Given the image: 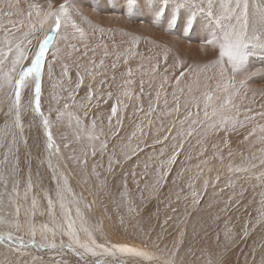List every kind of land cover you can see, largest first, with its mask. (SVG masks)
Segmentation results:
<instances>
[{
  "label": "snow or ice",
  "instance_id": "1",
  "mask_svg": "<svg viewBox=\"0 0 264 264\" xmlns=\"http://www.w3.org/2000/svg\"><path fill=\"white\" fill-rule=\"evenodd\" d=\"M140 6L141 0H125L130 18ZM146 8L153 22L166 17L169 31L181 22L185 30L194 29L203 17L201 27L207 22L205 31H217L203 44L217 48L218 56L206 63H189L179 57L169 63L166 45L153 42L156 51L146 56L137 50L140 36L131 32L122 31L117 41L115 30L90 26L89 35L78 22L85 12L77 0L58 4L55 0H0V206L10 211L15 205L16 211L15 217L6 214L0 221L9 226L6 234H0V243H6L8 254L14 257H6L5 264H29L25 254L31 248L71 252L80 260L91 257L85 264H122L117 254L142 258L149 264H186L182 251L187 246L193 252V243L200 238L197 225H192L190 237L189 209L195 206L199 210L205 201L209 211L208 220L200 225L203 237L206 239L212 225H218L222 218L231 223V215L243 208L234 228L229 229L226 223L223 239L217 227L216 248L231 251L259 231V245L253 244L240 256L242 264H264V97L255 116L249 115L251 107L241 103L247 99L242 90L249 79L245 75L248 58L253 48L264 50V0H200L199 4L193 0H147ZM97 32L100 39H96ZM107 32L113 33L111 43L104 40ZM146 77L150 89L147 109L143 106ZM45 83L50 85L47 112L42 106ZM242 110L251 125L240 142L248 153L237 149L240 163L230 160L225 165L221 145L211 143V154L206 145L211 133L221 125L226 131L227 124ZM141 115L143 119H139ZM129 119L132 123L126 126ZM53 128L59 133V143ZM41 129L56 195L75 205L82 227H75L74 219L51 228L42 225L44 242L37 244L35 225L21 222L20 211L24 207L26 216L29 212L34 216L37 207L35 196L31 208L25 207L36 187L31 172L33 145L26 132L35 131V146L39 148ZM222 144L229 149L228 156L235 157L227 138ZM41 156L38 150L36 157L42 166ZM133 158L137 163H132ZM72 176L83 181L92 200L83 194L77 199L74 192L68 199ZM234 178L237 183H233ZM248 185L260 197L255 215L249 209L257 201L253 197L248 202ZM226 192V198H218ZM50 193L51 187L49 208L54 203ZM106 199L115 204L122 227L127 225L147 237L143 247L98 239L96 233L102 230L88 226L84 216H94L96 206L108 212ZM153 200L155 212L149 210ZM66 215L72 217L71 208ZM25 229L31 235L29 240L22 235ZM49 231L53 236L50 243L46 242ZM81 232L86 234L84 241ZM57 234L61 236L58 245ZM209 255L214 259L208 264H232L219 251H209ZM31 261L38 264L35 256Z\"/></svg>",
  "mask_w": 264,
  "mask_h": 264
},
{
  "label": "rangeland",
  "instance_id": "2",
  "mask_svg": "<svg viewBox=\"0 0 264 264\" xmlns=\"http://www.w3.org/2000/svg\"><path fill=\"white\" fill-rule=\"evenodd\" d=\"M91 0H77V3L82 7V9L85 12V17L90 18L88 19L90 24L92 26L95 25L96 22L104 23L106 28H114L115 26H119L123 29L126 30H134L140 34V41L139 44L142 46V41L146 38H160V39H165L162 43L158 41V44H164L170 49V54H169V63H172L174 58H172L170 55L173 54H182L183 58H181L182 61H187L189 63H193L191 60V57L188 53V49L195 51L194 53H198V51L195 48H200L201 50L204 48L202 46H209L203 44V41L206 38H211L213 36L217 35V31L212 28L209 29V31H205L206 28H209V25L207 22H204V27H201V22L204 21L203 17H199V21L194 29L191 30H185L183 27V23L181 22L180 26L174 27L171 31L168 30V21L167 18H163L158 22H153L152 15L147 11L146 5H147V0H141V6L134 10V12L131 15V18L129 14L126 11L125 7V0H95L94 3H89ZM124 1V2H123ZM144 1V2H143ZM55 2L61 3L63 0H55ZM194 3L199 4L200 0H193ZM71 3V0H70ZM92 10V11H90ZM86 30H89L90 27L84 26ZM91 34L89 30V35ZM109 36V35H106ZM120 39V37H119ZM212 49H217L212 46H209ZM207 50H210V48H204ZM253 48L252 50H254ZM255 52H252L254 54H251L248 58L247 63H249V68L247 70L253 71L252 67L253 65H258L259 64V57L260 55L264 57V50H261L260 48H256ZM155 48H152L151 51H155ZM215 54L218 55L217 52H214ZM208 54V53H207ZM257 57H256V56ZM263 66V65H262ZM264 68V66H263ZM246 73V72H245ZM253 72L246 73L248 76L251 75ZM178 74V72H177ZM245 74V75H246ZM146 80V78H145ZM250 81V79H248ZM256 82H260V78L256 79ZM263 85V84H259ZM139 86V81L137 78V83L135 85V88ZM254 89V88H253ZM252 89V90H253ZM169 90H171L169 88ZM260 93L261 91H257ZM163 95V94H162ZM261 94H249L247 96V99L249 100L250 103L246 102V107H251L253 109L252 113H250V116H255L256 113L259 112V110L256 109V103L259 101H262V96ZM155 96V93L153 97ZM170 96V94H169ZM155 100V98H154ZM169 100H171V97H169ZM163 101L161 102V104ZM147 109V107H146ZM195 111V109H193ZM132 109L131 107L128 109L129 115L132 116ZM130 116V117H131ZM237 119H245V115L243 110L241 111V114L236 117ZM257 118V117H256ZM133 119H136V117H133ZM139 119H143V116H140ZM129 121V123H128ZM132 123V120L129 119L125 123L126 126L130 125ZM232 123L229 122L226 126V131H225V125H221V128L217 130L214 133H211L209 137V143L206 145L208 148L209 153L211 154L212 148H211V143H217L221 145V150L223 153L226 152L227 158H224V163L225 165L231 160L234 164H239L240 163V153L239 151H236L237 149H242L245 154L248 153V149L243 148L241 145V141L243 139V136L246 135V131H241V129L237 128L236 124L233 123V125H230ZM235 129V130H233ZM128 131H131V128L128 129ZM30 135L29 139V144L33 145L32 147V166H31V172H32V178H33V183L36 186L34 191L29 194V199L28 203L25 207L31 208V200L35 196L37 199V207L35 209V214L34 216L31 214V212L28 213V215H25V208L22 207L20 211V219L21 222L27 221L29 224H34L37 230L36 234V242L37 244L44 242L43 240V235H41V231L39 232L38 229H41L42 225L48 224V227L51 228L53 224L59 226L61 222H64L67 224L68 222H71V219L75 220V227L80 228L82 227L81 225V220L76 217V208L75 205H69L67 202H62L59 197L56 195V183L52 179V174L51 170L47 167V153L44 151V144L43 143V137H42V129H41V140L39 142V148H37L36 145V133L33 130L32 133L28 134ZM54 138L56 139L57 143H59V134L54 128ZM227 138L229 141V147L233 150L236 151V154L238 156L230 158L228 156V148H224L222 141ZM40 151L42 156L41 158L44 160V164L41 166V159H38L36 157L37 151ZM135 160V158H133ZM106 162V160H105ZM194 163L197 161L194 159ZM55 163V161H53ZM135 163V162H134ZM217 167H219L220 162L217 160L215 161ZM35 168V169H33ZM225 174L226 173V168H225ZM215 175V173H213ZM27 177V167L25 168V178ZM109 181H111V178H109ZM233 183H237L235 178L233 179ZM255 183V181H253ZM42 185V187H41ZM221 187H224V184L220 185ZM239 187V185L237 184ZM51 187V198L53 199V205L51 208H49L48 205V189ZM91 187V185H89ZM249 187V193L247 194L250 195L251 192V185H248ZM111 191L115 194V189H111ZM23 192H24V187L23 185L21 186L20 189V194L21 197H23ZM75 193L76 198L78 199L81 194L84 196H87L88 200H92V196H89L87 191H85V185L82 180H80L76 176H72L69 178V193H68V199H72V193ZM37 193L39 195H37ZM209 193H211V188H209ZM227 192L225 193L224 196L218 197L220 199L226 198ZM116 198L119 199V196L116 195ZM21 204L24 203L23 199H21ZM64 203V207H61V204ZM105 203L107 204L109 211L104 212L103 207L96 206L94 207L93 211L95 213L94 216H91L89 214H86L84 216V219L87 220L88 226L90 227H96L98 229H101L102 231H97L96 235L100 241L107 240L109 243H119V244H127L128 246L134 247L135 245L143 247L142 242L147 241V237L141 234L138 230H133V228L128 227L127 225L121 226L120 225V218L119 215L116 212V206L111 202V199H106ZM250 203V202H249ZM156 201L153 200L150 203L149 210L152 212H155L156 206ZM206 201L205 203L200 205V211L196 209L194 206L193 209H190V212L192 213L191 222L192 225H197V232L202 233L200 225L204 221V217L207 218L208 216H203L202 213H207L208 215V209L206 208ZM247 207V205H245ZM259 207V204L253 206L251 209H249L253 215H255L256 208ZM69 208H71V213L72 217L69 218L66 213L68 212ZM183 209V205H181V210ZM161 211L163 212V206H161ZM202 212V213H201ZM244 212V209L241 208L240 213H235L234 215H231V223H227L226 219L222 218L224 224L226 225L229 229L234 228L238 223V217ZM10 215L11 217H15L16 211H15V205L11 208L9 211L6 207L0 206V221L3 220L5 215ZM195 215V216H194ZM116 216V217H115ZM185 219H188L187 216L184 217ZM112 219L114 221H112ZM195 219V221H194ZM247 219V217H245ZM116 220V221H115ZM206 220V219H205ZM112 221V222H111ZM118 221V222H117ZM115 222V223H114ZM190 222V223H191ZM108 224V226L106 225ZM110 224V225H109ZM113 224V225H112ZM190 226V225H189ZM219 226L220 230V235L221 239H223V231L225 228H223L221 225L213 224L212 225V231H216L217 227ZM120 227V228H119ZM192 228V227H191ZM9 231V226L6 223L0 222V234H6ZM189 232L192 235L191 229L189 228ZM40 233V234H38ZM24 236L25 240L31 239L30 233L25 229V231L22 233ZM215 237L217 235V231L213 234ZM211 235V236H213ZM47 237L48 240L46 242L50 243L53 241V236L52 232L49 231L47 232ZM191 237V236H190ZM80 238L82 241L86 239V234L81 232L80 233ZM202 239H197L193 243V252L187 251V246L185 249L182 251V255L185 257L186 264H208V261L210 258L209 255V250L210 251H219V249L216 248V245L214 246V249H211L204 240V237H201ZM146 239V240H145ZM153 239L154 236H153ZM61 236L59 234L56 235L55 237V242L57 245L60 243ZM63 240L65 243H68V237L64 236ZM131 240V241H130ZM142 240V241H141ZM216 241V239H214ZM200 243V247L197 248V243ZM261 242V236L260 232L257 231L255 236H253L252 239H249L243 243H240L239 247H234L233 250L226 251L224 254L225 256L227 255V260H230L232 264H235L237 259H240L241 261L243 260V257L240 256V252L244 251L247 253V249L250 250L251 246L253 244H256L257 246ZM134 243V244H133ZM204 244V245H203ZM206 244V245H205ZM135 246V247H136ZM138 246L136 248H138ZM163 246V245H161ZM139 247V248H140ZM204 249L203 252H201V249ZM201 248V249H199ZM222 249V248H221ZM225 251L224 249H222ZM185 251V252H184ZM187 251V252H186ZM229 252V254H228ZM190 253V254H189ZM220 254H223L220 252ZM35 256L37 257L38 264H56V261H61L63 262L65 259H68L71 261V264H85V260H90L92 259L91 257H85V260H80L78 257H76L73 253L71 252H66V253H60L57 254L54 251L50 250H37L35 248L28 249L26 254H25V259L28 260L29 264H32L31 257ZM73 256V257H72ZM224 256V255H222ZM8 260H13L14 257L12 255L8 254V248L6 246V243H0V264H5V259ZM233 257L235 261L232 260ZM117 258L122 261V264H136V261H139V264H149L148 261L143 260L142 258H138L129 254H117ZM201 259V260H200ZM257 259H259V253L257 254ZM198 260V262H197Z\"/></svg>",
  "mask_w": 264,
  "mask_h": 264
},
{
  "label": "bare ground",
  "instance_id": "3",
  "mask_svg": "<svg viewBox=\"0 0 264 264\" xmlns=\"http://www.w3.org/2000/svg\"><path fill=\"white\" fill-rule=\"evenodd\" d=\"M94 1L95 0H91V1H89V3H94ZM124 2V1H123ZM144 2V1H143ZM90 11H92V10H90ZM88 19H90V18H87V17H84V19L83 20H81V21H78L79 23H81V25L84 27V26H86V27H90V26H92L91 24H90V22H89V20ZM95 27H97V28H104L105 30H108V29H113V30H115V36H116V39H117V41H119V37H120V33L122 32V31H125V32H131V33H133L134 35H138V36H140V34L138 33V32H136V31H134V30H126V29H123V28H121V27H119V26H115L114 28H106L105 27V24L104 23H100V22H96L95 23V25H94ZM90 30V29H89ZM91 35V34H90ZM106 35H109V36H105V38H104V40H105V42H108V43H111V36L113 35V33L112 32H107L106 33ZM96 39H100V34L97 32V34H96ZM165 39L163 38V39H160V38H146V39H144L143 41H142V46H140V45H138L137 46V50L140 52V53H142V54H144V55H151L152 53H154L155 51H149L150 49H152V48H154V46H153V42L155 43V44H158V41H160L161 43L164 41ZM202 47H204V48H210V50H207L206 51V49H200V48H195V49H197V50H200V51H198V53H200V54H196V53H194L195 51H192V50H189L188 49V53H189V55H190V57H191V60H192V62L193 63H196V62H200V63H206L209 59H212V58H216L218 55L217 54H215L214 52H217L218 53V49H212L211 47H209V46H202ZM255 50H257L256 48L254 49V50H252V52H255ZM208 53V54H207ZM252 54H254V53H252ZM172 58H176V57H179L180 59L181 58H183V55L182 54H178V55H176V54H171L170 55ZM256 56V55H255ZM258 56V55H257ZM256 56V57H257ZM259 64L258 65H253V67H252V69H253V71H250V70H247L248 68H249V63H247L246 64V73H250V72H253L251 75H249V79H250V81L249 80H247V82H246V85H245V87L243 88V90H242V93H246V95L248 96L249 94H252V95H254V94H261L260 96H262V97H264V68H263V66H264V57L263 56H261L260 55V57H259ZM139 61V57L137 58V61H134L133 62V64H132V66L133 67H135L136 66V63ZM144 63L145 64H147V60H145L144 61ZM263 65V66H262ZM245 73V74H246ZM247 75V74H246ZM257 78H260V82L259 83H257L256 82V79ZM47 78L45 77V80H46ZM147 80H148V78L146 77V83H145V95H144V99H143V106L145 107V109H146V107H147V104H148V99H147V93L150 91V89L148 88V83H147ZM259 84H263V85H259ZM254 88V89H253ZM253 89V90H252ZM135 91L138 93L139 92V86L137 87V88H135ZM169 91V94H170V96L169 97H171V90H168ZM257 91H261L260 93H258ZM49 92H50V85H48L47 83H45V91H44V99H43V103H42V106H43V108H44V110H45V112H47V107H48V97H49ZM154 91L152 92V98H153V100H154V98H155V96L153 97V95H154ZM163 101V99H161V102ZM246 102H248V103H250L249 102V100L248 99H246V100H243L241 103L245 106L246 105ZM260 104H261V101H259L258 103H256L255 105H256V109L257 110H259V111H261V108H260ZM132 113V112H131ZM128 115H129V113H128ZM129 116H131V115H129ZM142 116V115H141ZM3 119V117L2 116H0V120H2ZM257 120H258V117L256 118ZM127 122V120L125 121V123ZM128 123H129V121H128ZM233 123H235L236 124V126H237V128H239V129H241V131H246V133L250 130V128H251V125L248 123V121L247 120H243L242 118L241 119H234V120H232V123L230 124V125H233ZM56 129V128H55ZM57 131V130H56ZM61 131H64L63 129L61 130ZM53 132H54V128H53ZM59 134V133H58ZM43 140V139H42ZM193 143H195V141H193ZM42 145H43V143H42ZM147 151H150V150H147ZM236 156H238V154H236L235 155V157ZM224 158H227V156H226V152L224 153ZM234 158V157H233ZM144 159V157H143V155L141 156V161ZM180 159L182 160V159H184V157L183 156H181L180 157ZM137 163V161H136V159L135 160H133L132 161V163ZM192 163L193 164H195L193 161H192ZM141 168H142V163H141ZM33 169H35V168H33ZM109 178H111V177H109ZM238 187V186H237ZM3 191V189L2 188H0V192H2ZM253 197H255V199H256V201L258 202L259 201V199H260V197H259V195L258 194H253L252 192H250V195H248L247 196V199H248V202H251L252 201V199H253ZM152 202V201H151ZM207 202V201H206ZM154 206H156L155 204H153ZM150 206V205H149ZM193 207L194 206H192L191 208L193 209ZM190 208V209H191ZM190 209H189V211H190ZM198 211H200V210H198ZM202 213V212H201ZM202 215L203 216H208L207 215V213H202ZM195 216V215H194ZM116 217V216H115ZM192 218H194V217H192ZM204 219V221L202 222V224L205 222V221H207L208 220V217L207 218H203ZM206 219V220H205ZM112 221H114L113 219H112ZM111 221V222H112ZM116 221V220H115ZM194 221H195V219H194ZM118 222V221H117ZM115 223V222H114ZM218 224L219 225H221L223 228H225V224H224V222H223V220L221 219L219 222H218ZM106 225L108 226V224L106 223ZM110 225V224H109ZM113 225V224H112ZM194 225V224H193ZM191 227H192V222L190 223V226H189V228L191 229ZM120 228V227H119ZM40 229H38V231H39ZM40 232V231H39ZM216 231H210V233H209V236L205 239L204 238V240L207 242L206 244L211 248V249H214L215 247V245H216V241H214V239H216V237L213 235L214 233H215ZM190 233V232H189ZM199 233V232H198ZM38 234H40V233H38ZM41 235H42V233H41ZM211 235H213V236H211ZM190 236H191V234H190ZM201 237H203V234L202 233H200V238H198L199 240L200 239H202ZM155 238V237H154ZM198 239H197V241H198ZM146 240V239H145ZM131 241V240H130ZM142 241V240H141ZM134 244V243H133ZM205 244V245H206ZM197 248L198 247H200V243L198 242L197 243ZM204 245V244H203ZM136 246V245H135ZM134 246V247H135ZM138 246V245H137ZM136 246V247H137ZM141 246V245H140ZM140 246H138V248L140 247ZM203 248V247H202ZM222 248V247H221ZM219 249V253L221 252V253H223V254H221V255H224L223 257L224 258H226L227 259V255L225 256V252L226 251H223L222 249ZM199 249H201V248H199ZM188 251V250H187ZM186 251V252H187ZM210 251V250H209ZM247 251L249 252L250 250H248L247 249ZM185 252V251H184ZM230 252V251H229ZM229 252H228V254H229ZM225 253V254H224ZM190 254V253H189ZM73 257V256H72ZM232 258V260L233 261H235V259L233 258V257H231ZM201 260V259H200ZM146 261V260H145ZM137 262V261H136ZM197 262H198V260H197ZM242 262H243V260L241 261V264H242ZM196 263V262H195ZM194 263V264H195Z\"/></svg>",
  "mask_w": 264,
  "mask_h": 264
}]
</instances>
